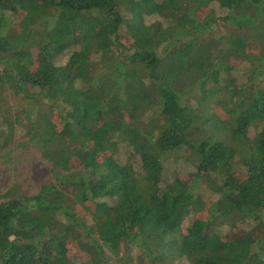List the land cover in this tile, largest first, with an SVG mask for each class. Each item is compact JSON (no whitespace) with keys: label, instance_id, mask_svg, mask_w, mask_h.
I'll return each mask as SVG.
<instances>
[{"label":"trees","instance_id":"16d2710c","mask_svg":"<svg viewBox=\"0 0 264 264\" xmlns=\"http://www.w3.org/2000/svg\"><path fill=\"white\" fill-rule=\"evenodd\" d=\"M263 76L264 0H0V153L69 175L0 194V264H264Z\"/></svg>","mask_w":264,"mask_h":264},{"label":"rangeland","instance_id":"374dc122","mask_svg":"<svg viewBox=\"0 0 264 264\" xmlns=\"http://www.w3.org/2000/svg\"><path fill=\"white\" fill-rule=\"evenodd\" d=\"M66 57L67 56H63L58 61V64L64 63ZM34 62H36V59ZM245 68L246 67H243L237 71L235 75L236 78H242L247 75L248 70L246 71ZM102 72L100 74H102ZM259 78L260 79L257 80H260V83H264V76ZM240 79L239 81H241ZM5 100L8 101L7 107L10 108V115L23 111L29 113L33 118L37 115L38 107L35 106L32 101L25 100L20 96L16 97L10 92ZM217 115L220 119L223 117L219 112ZM255 132L256 130L254 128H250L248 132L249 137H254ZM132 162L136 169L139 168L140 164L137 156ZM193 172L194 166L187 151L185 149L173 150L166 155L163 166L162 183L171 182L176 176H179L183 181L191 184L192 191L196 192L199 188H197L193 181L191 175ZM68 176V173L54 169L51 164L42 157L38 148L28 142V139L24 136L23 130L20 128H17L14 140L0 153V194H3L9 189L16 188L22 195L34 196L38 193L42 185L66 180ZM202 195L212 200L215 199V196L211 195L209 192H204ZM77 212L82 216H89L90 218L93 215L92 208L78 207ZM72 257L77 258V253L73 252Z\"/></svg>","mask_w":264,"mask_h":264}]
</instances>
